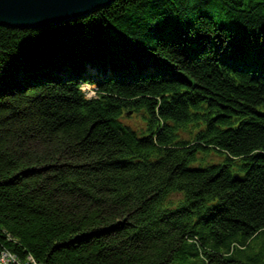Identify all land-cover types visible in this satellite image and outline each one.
<instances>
[{
    "label": "trees",
    "instance_id": "trees-1",
    "mask_svg": "<svg viewBox=\"0 0 264 264\" xmlns=\"http://www.w3.org/2000/svg\"><path fill=\"white\" fill-rule=\"evenodd\" d=\"M199 153L223 161L194 168ZM0 250L264 264V0H116L0 26Z\"/></svg>",
    "mask_w": 264,
    "mask_h": 264
},
{
    "label": "water",
    "instance_id": "water-1",
    "mask_svg": "<svg viewBox=\"0 0 264 264\" xmlns=\"http://www.w3.org/2000/svg\"><path fill=\"white\" fill-rule=\"evenodd\" d=\"M116 0H0V26L43 28L85 17Z\"/></svg>",
    "mask_w": 264,
    "mask_h": 264
},
{
    "label": "built area",
    "instance_id": "built-area-1",
    "mask_svg": "<svg viewBox=\"0 0 264 264\" xmlns=\"http://www.w3.org/2000/svg\"><path fill=\"white\" fill-rule=\"evenodd\" d=\"M0 264H44L30 256L23 259L9 250H0Z\"/></svg>",
    "mask_w": 264,
    "mask_h": 264
},
{
    "label": "rangeland",
    "instance_id": "rangeland-1",
    "mask_svg": "<svg viewBox=\"0 0 264 264\" xmlns=\"http://www.w3.org/2000/svg\"><path fill=\"white\" fill-rule=\"evenodd\" d=\"M99 9V8H98ZM97 10V9H96ZM71 21V20H70ZM93 70V69H92ZM124 122L136 129L142 128L143 127V121L142 118L138 115H130V116H125ZM201 162V161H200ZM201 167H204L203 162L200 164ZM172 199H179L181 198V195L174 194L171 196Z\"/></svg>",
    "mask_w": 264,
    "mask_h": 264
},
{
    "label": "bare ground",
    "instance_id": "bare-ground-1",
    "mask_svg": "<svg viewBox=\"0 0 264 264\" xmlns=\"http://www.w3.org/2000/svg\"><path fill=\"white\" fill-rule=\"evenodd\" d=\"M30 256H32V257H34L33 255H28L26 258H23V259H27L28 257H30ZM35 258V257H34ZM36 259V258H35Z\"/></svg>",
    "mask_w": 264,
    "mask_h": 264
}]
</instances>
